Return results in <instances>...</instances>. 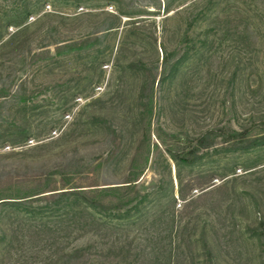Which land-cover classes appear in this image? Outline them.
Listing matches in <instances>:
<instances>
[{"label": "rangeland", "instance_id": "374dc122", "mask_svg": "<svg viewBox=\"0 0 264 264\" xmlns=\"http://www.w3.org/2000/svg\"><path fill=\"white\" fill-rule=\"evenodd\" d=\"M17 33L0 52V174L122 183L145 139L137 189L148 200L119 219L12 213L0 264H67L82 249L84 264H207L205 244L215 264H264V147L219 145L193 167L166 154L217 128L264 135V0H0V46ZM88 36L100 38L90 51L56 55L54 44ZM165 49L184 58L159 85ZM140 64L157 74L146 120Z\"/></svg>", "mask_w": 264, "mask_h": 264}, {"label": "trees", "instance_id": "16d2710c", "mask_svg": "<svg viewBox=\"0 0 264 264\" xmlns=\"http://www.w3.org/2000/svg\"><path fill=\"white\" fill-rule=\"evenodd\" d=\"M7 1V0H4ZM194 26L193 22L188 25V30ZM111 30L104 29V31ZM98 34V33H97ZM20 34L13 35L7 44L0 46V52L15 43ZM100 41L99 37L88 36L80 41L68 44H54L56 55L61 56L66 53H83L93 49ZM43 47V52L50 54ZM161 65L159 85H163L179 69L184 58L176 61L175 52L168 53L165 49ZM188 53L185 54L187 56ZM136 68H143L146 72V81L141 88L139 100L143 108L142 117L151 119L154 110V89L157 83V74L145 65H133ZM159 68L155 71L158 72ZM6 97L5 87L0 88V99ZM145 117V118H144ZM144 135H146V127ZM116 135V131H112ZM150 141V133L147 137ZM222 145L226 151L248 152L252 149L264 147V135H251V129L235 131L228 128L212 129L195 138L188 137L185 141H180L174 148L167 149L166 154L176 167H193L200 163L211 150H217ZM118 149V148H117ZM114 148L108 161L116 155ZM149 147L146 146L145 139L141 140L135 148L129 161L128 175L122 183L100 184L98 180H91L85 187L77 185L75 179L65 169H57L52 172L36 175L32 178L19 179L11 172L0 174V229L3 221L11 217L23 215L30 220L41 219L46 212L54 214L63 209H68L72 213L81 211L90 216L93 213L106 215L116 219L130 217L141 210L147 200L148 195H142L137 189L138 182L143 176L149 162ZM207 264H215L213 255L209 247L205 244ZM87 250H76L72 254L64 255L67 264H84L87 260ZM91 261H87L90 263Z\"/></svg>", "mask_w": 264, "mask_h": 264}]
</instances>
